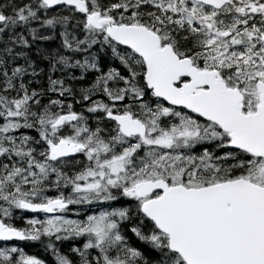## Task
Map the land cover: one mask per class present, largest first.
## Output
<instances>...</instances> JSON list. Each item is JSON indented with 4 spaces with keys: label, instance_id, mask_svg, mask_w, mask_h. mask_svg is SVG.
<instances>
[{
    "label": "snow or ice",
    "instance_id": "obj_1",
    "mask_svg": "<svg viewBox=\"0 0 264 264\" xmlns=\"http://www.w3.org/2000/svg\"><path fill=\"white\" fill-rule=\"evenodd\" d=\"M0 264H264V0H0Z\"/></svg>",
    "mask_w": 264,
    "mask_h": 264
}]
</instances>
